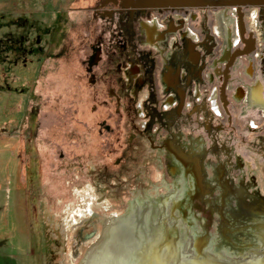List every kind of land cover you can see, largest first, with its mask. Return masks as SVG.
<instances>
[{"label":"flooded vegetation","instance_id":"1","mask_svg":"<svg viewBox=\"0 0 264 264\" xmlns=\"http://www.w3.org/2000/svg\"><path fill=\"white\" fill-rule=\"evenodd\" d=\"M217 1L228 3L185 6L87 0L76 10L84 12L88 27L58 32L57 48L72 43L78 70L75 78L87 85L93 103L83 131L72 126L69 132L73 139L67 142L77 150L72 166L77 172L89 167L93 179L116 189L124 181L136 179L146 162L151 163L161 173L162 182L154 187L155 193L146 191V199L141 201L131 197L123 211L113 213L122 218L127 208L135 212L140 207L142 223L153 207L154 194L164 193L171 222L184 229L176 242L186 244L175 250L181 253L189 250L194 236L186 210L192 204L199 208L196 201L208 195L211 178L227 180L237 160V147L245 145L264 155V0ZM56 20L62 23L64 19ZM64 59L62 66L66 67ZM29 104L19 122L20 131L29 133V138L21 136L14 143L13 162L18 160L23 167V186L20 180L16 182L18 168L13 166L11 175L12 191L31 199L42 195L34 184V179L46 177L41 158L50 152L51 166L46 169L51 175L70 159L61 149L62 140L44 141L52 139L49 133L53 132L43 127L39 133L40 125L35 121L30 124L38 104ZM73 113L75 117L81 114ZM186 122L192 123L189 129L195 136L179 129ZM79 158L85 160L79 163ZM165 180L169 187L157 192ZM223 201L221 198V204ZM28 203L34 204L32 200ZM257 204L253 214H264L262 197ZM83 210L92 213L80 214ZM79 214L98 216L89 207ZM251 219L255 228L264 224V218ZM70 220L77 223L70 217L65 223L68 229ZM130 222L136 224L133 219ZM124 227L125 232H131L130 226ZM254 235L258 239L256 231ZM130 237L128 242L135 239ZM257 247L259 251L261 244L233 254L232 260L221 251L211 254L204 250L223 261L241 264L264 258L256 252Z\"/></svg>","mask_w":264,"mask_h":264},{"label":"rangeland","instance_id":"2","mask_svg":"<svg viewBox=\"0 0 264 264\" xmlns=\"http://www.w3.org/2000/svg\"><path fill=\"white\" fill-rule=\"evenodd\" d=\"M86 1L0 0V250H14L19 255L18 260L26 264H79L83 253L99 234L100 216L123 211L131 197L145 200V192L155 193L154 187L162 182L161 173L147 162L136 179L124 181L116 189L93 179L89 167L77 172L72 166L77 150L67 142L73 139L69 132L72 126L83 131L93 103L87 95V85L75 78L78 70L72 43L57 48L58 32L88 27L82 17L84 12L76 10ZM57 18L67 19V22H58ZM51 29L52 35L48 37ZM47 45L50 48L47 49ZM63 56L66 67L62 66ZM41 64L42 71L37 77ZM32 88L34 93H31ZM30 101L38 104L37 114L30 119V124L37 122L39 133L43 127L53 132L49 133L52 139L44 141L62 140L61 149L70 159L51 175L50 170L47 171L51 166L50 152L46 158H41L46 177L34 179V184L42 195L31 199L20 191H12L11 175V168H18L16 182L20 180L23 186V167L18 160L13 162L14 143L21 136L29 138V133L20 131L19 122ZM74 110L81 114L75 117ZM191 124L186 122L179 129L195 136L189 129ZM237 149V160L227 180L211 178L208 195L196 201L199 208L192 204L185 212L187 220L192 222L193 235L206 238L205 248L211 254L221 251L231 260L233 254L260 246L251 218H264V214H253L258 209V198L264 200V155L245 145ZM84 160L79 158V163ZM165 181L157 192L169 187ZM30 200L34 204L28 203ZM87 207L99 216L80 215L79 210ZM8 216L11 224L6 226ZM70 217L78 223L72 230L65 225ZM195 254L201 257L197 251Z\"/></svg>","mask_w":264,"mask_h":264},{"label":"bare ground","instance_id":"3","mask_svg":"<svg viewBox=\"0 0 264 264\" xmlns=\"http://www.w3.org/2000/svg\"><path fill=\"white\" fill-rule=\"evenodd\" d=\"M153 198L155 199L152 203L153 207L144 214L145 219L142 223L139 222L140 207V209L136 208L137 212L136 210L131 212L127 208L122 218L116 217L113 212L100 216L102 225L98 231L99 234L85 250L79 264H236L223 261L205 252L207 240L204 236H193L188 253L186 252L189 254L188 259H185L186 253L176 252L178 248H185L184 243L182 246L176 244L180 240V235H183L184 229L179 224L171 222L172 214L169 213L167 195L158 193L154 194ZM85 213L91 214L92 212L90 210L80 211V214ZM175 217L174 213V219ZM131 219L136 224L130 222ZM116 220L123 222L119 223ZM68 225L71 227L70 230L78 226L77 223L72 224L71 220ZM125 225L131 227L127 228L131 229V232H125ZM255 229L257 240L261 244L259 251L257 247L256 252L264 254V224ZM128 236L135 239L130 240V237V242H128ZM196 251L201 254V257L196 256ZM243 264H264V258L250 260Z\"/></svg>","mask_w":264,"mask_h":264},{"label":"water","instance_id":"4","mask_svg":"<svg viewBox=\"0 0 264 264\" xmlns=\"http://www.w3.org/2000/svg\"><path fill=\"white\" fill-rule=\"evenodd\" d=\"M132 1H139L145 4L144 2H152L156 1V5H163V4H169V5H185V6H206V5H217L222 3H228L226 1L219 2L217 0H132ZM243 3L245 0H238V2ZM141 3V4H142ZM148 4V3H147Z\"/></svg>","mask_w":264,"mask_h":264},{"label":"crops","instance_id":"5","mask_svg":"<svg viewBox=\"0 0 264 264\" xmlns=\"http://www.w3.org/2000/svg\"><path fill=\"white\" fill-rule=\"evenodd\" d=\"M9 217V216H8ZM5 221V225L9 226L11 224L10 217ZM13 224V222H12ZM19 255L15 254L14 250H0V264H26L25 262H20L21 260H18Z\"/></svg>","mask_w":264,"mask_h":264}]
</instances>
